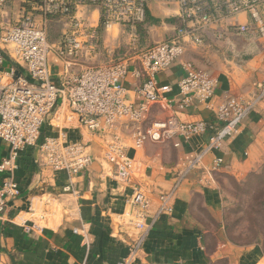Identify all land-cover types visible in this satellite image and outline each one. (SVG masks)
Listing matches in <instances>:
<instances>
[{
	"label": "crops",
	"instance_id": "obj_1",
	"mask_svg": "<svg viewBox=\"0 0 264 264\" xmlns=\"http://www.w3.org/2000/svg\"><path fill=\"white\" fill-rule=\"evenodd\" d=\"M146 1L148 15L154 22L146 28L142 43L138 42L137 34L132 38L129 27L112 25L101 32L99 63L116 59L118 51L125 56L166 41L179 27H193L181 20L176 1ZM204 1L208 6L219 2ZM39 2L7 0L0 9V31L25 16L38 17ZM261 13L264 21V6ZM78 16L89 26L99 25V14L93 8L79 9ZM235 25L246 26L247 31L231 33L230 28ZM67 31L66 20L51 17L47 41L56 43ZM200 36L199 45L184 39L181 57L156 77L159 85L173 87L168 98L177 94L182 64L189 62L216 80L214 106L228 98L250 99L255 94V85L264 82V36L249 15L241 12L222 19ZM48 63L51 80L58 83L62 64L54 55L49 56ZM14 66L10 60L3 64L5 69ZM78 69L75 66L71 72ZM134 85L135 80L128 76L124 87L129 90L131 100ZM170 115L184 122H214V113L202 106L176 113L163 111L156 105L151 107L145 125ZM43 130V135L52 134L47 128ZM67 133L72 142H90L93 163L87 170L70 176L40 166L33 149L20 153L14 174L20 195L8 203L5 221L0 224V264H118L127 254L129 243L140 236L126 224L131 189L112 177L110 167L101 158L100 140L75 125ZM208 137L206 133L186 142L175 136L159 143H146L140 149L133 148L124 137L126 154L135 160L139 171L135 182L149 200L146 215L150 228L133 264H264L260 245L231 241L222 220L220 198V176L240 175L264 161V102L244 119L236 136L225 140L218 151L206 155L197 169L186 172ZM7 153L8 147L0 141V161ZM215 159H221L222 163L209 177L206 169ZM176 183L170 200L172 212L158 214L159 197L171 192ZM66 186L71 187V192H63ZM42 214L44 217H39ZM25 227H33L32 233H25Z\"/></svg>",
	"mask_w": 264,
	"mask_h": 264
},
{
	"label": "built area",
	"instance_id": "obj_2",
	"mask_svg": "<svg viewBox=\"0 0 264 264\" xmlns=\"http://www.w3.org/2000/svg\"><path fill=\"white\" fill-rule=\"evenodd\" d=\"M174 1L179 5L181 20L192 24V28L179 27L170 39L141 50H130L129 55L108 63L98 62L102 53L101 32L112 25L125 26L131 29L134 39L135 26L146 19V0H40L38 17L25 16L0 31V141L8 147L7 155L0 161V224L5 221L8 203L20 195L14 174L22 151L33 149L40 166L70 176L90 167L94 161L90 142L69 139L67 131L75 125L100 140L101 158L110 167L112 177L131 189L126 224L140 236L129 243L127 254L118 264H133L150 228L146 215L149 200L135 182L139 171L135 160L126 154L124 137L133 148L140 149L146 143H159L175 136L189 142L208 133L205 145L186 168L190 172L200 166L206 155L218 151L225 140L236 136L244 119L264 102L262 82L255 86L250 99L228 98L214 106L216 80L189 62L182 64L177 94L168 98L173 87L159 85L156 77L181 57L184 39L199 45L200 34L207 27L241 12L249 15L264 36L261 13L264 0H219L213 7L204 0ZM6 2L0 0V9ZM82 8L98 12L97 27L89 26L78 16ZM51 17L64 19L68 24V31L52 44L47 41ZM246 31V26L230 28L235 34ZM50 55L62 64L58 83L51 80ZM6 60L15 66L5 69ZM75 66L79 69L73 73ZM128 76L135 80L130 91L132 100L124 87ZM156 105L163 111L176 113L202 106L214 113V122H184L170 115L145 125L151 107ZM45 128L52 134L43 135ZM221 163V159H215L206 174L211 177ZM177 186L178 183L171 192L159 197L158 214L172 212L170 200ZM63 192H71V187H64ZM32 229L25 227L24 231L30 234Z\"/></svg>",
	"mask_w": 264,
	"mask_h": 264
},
{
	"label": "rangeland",
	"instance_id": "obj_3",
	"mask_svg": "<svg viewBox=\"0 0 264 264\" xmlns=\"http://www.w3.org/2000/svg\"><path fill=\"white\" fill-rule=\"evenodd\" d=\"M220 177L222 220L231 241L258 244L264 251V161L240 175Z\"/></svg>",
	"mask_w": 264,
	"mask_h": 264
},
{
	"label": "trees",
	"instance_id": "obj_4",
	"mask_svg": "<svg viewBox=\"0 0 264 264\" xmlns=\"http://www.w3.org/2000/svg\"><path fill=\"white\" fill-rule=\"evenodd\" d=\"M211 6V5H210ZM209 6V7H210ZM213 6V5H212ZM211 6V7H212ZM154 21H152L151 19H150V17H149V15H148V12H147V10H146V19H145V21L143 22V23H139V24H137L136 26H135V30H136V34H137V39H138V42L139 43H142V40H143V37H144V35H145V31H146V28L148 27V26H150V24H152ZM121 52L120 51H118V52H116L115 53V56L116 57H114V58H118L119 56H121V54H120Z\"/></svg>",
	"mask_w": 264,
	"mask_h": 264
}]
</instances>
